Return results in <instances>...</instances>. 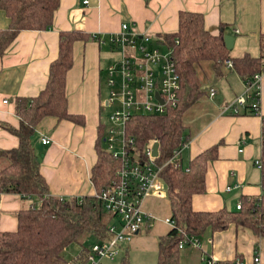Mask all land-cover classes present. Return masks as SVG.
<instances>
[{
	"label": "crops",
	"instance_id": "crops-1",
	"mask_svg": "<svg viewBox=\"0 0 264 264\" xmlns=\"http://www.w3.org/2000/svg\"><path fill=\"white\" fill-rule=\"evenodd\" d=\"M182 12L201 14L210 34L232 37L230 58L260 56L264 0H59L49 29L19 31L0 54V150L18 147V139L10 132L19 127L16 100L35 98L45 88L50 64L58 56L60 33H83L88 40L73 44L65 96L68 114L82 117L84 123L80 126L46 117L36 126L31 145L40 159V174L50 195L64 199L96 196L91 177L98 160L97 141L106 129L102 115L108 95L104 88L108 91L107 67L113 55L109 40L120 36L125 24L130 34L147 35L161 52L168 51L157 40L177 32ZM9 26L10 18L0 6V32ZM115 49L120 56L121 46ZM210 80L209 89L221 85L214 90V96L209 97L208 89L206 98L203 96L183 115L188 140L181 151V161L187 170L195 157L218 146L216 159L207 164L204 193L194 195L191 206L196 212L236 211L241 197L258 200L264 190L262 171L255 164L263 151L264 76L260 82L259 115L222 112L225 104L245 90L244 77L233 68L224 69ZM4 100L7 104H3ZM42 137L50 144L43 146ZM228 186L232 188L230 192L225 191ZM31 203L19 195L0 194V233L16 231L18 213ZM143 211L156 219L125 245L120 255L127 258L128 264L130 250L148 258L147 264H154L151 260L155 257L157 264L158 239L171 229L163 222L171 217L166 196L147 199ZM198 240L199 249L185 246L180 252L190 264H205L202 255L216 264L236 260L255 264L253 258L258 256V264H264V237L251 229L230 224L226 230L211 237L206 232Z\"/></svg>",
	"mask_w": 264,
	"mask_h": 264
},
{
	"label": "trees",
	"instance_id": "trees-1",
	"mask_svg": "<svg viewBox=\"0 0 264 264\" xmlns=\"http://www.w3.org/2000/svg\"><path fill=\"white\" fill-rule=\"evenodd\" d=\"M0 6L10 18L9 28L0 32L2 54L19 31L49 29L59 0H0ZM85 40L88 37L80 32L60 33L58 56L50 64L45 88L35 98L16 100L15 115L19 119V127L10 132L18 139V147L9 151L0 150V194L19 195L22 200L32 203L18 213L16 231L0 233V264H85L89 247L107 236L112 216L105 212L96 196L64 199L49 194L47 183L40 174V159L31 145L36 126L46 117L83 125L82 117L68 114L65 80L72 68L73 44ZM157 41L172 52L180 79L178 104L163 115L132 116L125 123V136L134 140L133 153L138 158L150 143L157 142L159 145V155L153 163L156 167H163L160 177L166 188L174 228L158 239L157 264H179V231L198 239L206 232L211 237L213 233L235 224L264 237V190L258 200L241 197L240 210L196 212L192 209V197L204 193L207 164L216 159L218 146L195 157L187 171L181 154L174 163L166 164L176 151H182L187 144L183 115L206 95L211 77L216 78L224 68L229 69L228 62L244 80L264 71V36L260 37L261 54L258 58L247 54L230 58V50L226 49L222 34L215 36L206 31L201 14L182 12L177 32L159 37ZM203 63L209 65V68L205 66V76L200 73ZM238 114L254 115L247 108L235 115ZM262 134L260 161L264 187V124ZM96 152L98 160L92 168L91 182L98 194L111 185L120 163L106 152L104 134L98 138ZM88 236L93 242L87 245L81 243L77 256L66 261L64 253L67 249ZM121 264H128L126 257L121 258Z\"/></svg>",
	"mask_w": 264,
	"mask_h": 264
},
{
	"label": "built area",
	"instance_id": "built-area-1",
	"mask_svg": "<svg viewBox=\"0 0 264 264\" xmlns=\"http://www.w3.org/2000/svg\"><path fill=\"white\" fill-rule=\"evenodd\" d=\"M121 30L120 36L109 40L112 50L117 45L121 46V54L107 67L109 94L106 106L114 110L109 116L111 125L104 134L106 152L120 164L114 172L111 185L96 194L105 212L112 216V221L107 226V236L89 247L85 264H101L104 260L117 259L125 245L156 219L143 211L144 202L149 198L163 199L166 196V188L160 177L163 167H156L153 163V143L146 146L141 158H138L133 153L134 140L125 136V123L134 115H163L176 108L180 90L179 75L170 50L161 52L152 44L151 37L130 34L125 24ZM227 67L232 68L231 62L227 63ZM263 76L264 71L245 80L244 93L225 104L221 108L222 112L236 114L247 108L249 113L259 115L260 82ZM214 93V89H210L209 97L212 98ZM3 104H7V101L4 100ZM41 144L48 145L50 140L42 137ZM180 154L181 150L176 151L166 164L174 163ZM255 164L262 168L260 160ZM231 190L229 186L225 189L226 192ZM240 208L241 202L236 206L237 210ZM163 222L174 228L170 218ZM179 233V250L185 246L200 248L196 237H188L182 231ZM201 260L205 264H216L204 255ZM259 262L258 256L253 258V263ZM234 264L242 262L236 260Z\"/></svg>",
	"mask_w": 264,
	"mask_h": 264
},
{
	"label": "rangeland",
	"instance_id": "rangeland-1",
	"mask_svg": "<svg viewBox=\"0 0 264 264\" xmlns=\"http://www.w3.org/2000/svg\"><path fill=\"white\" fill-rule=\"evenodd\" d=\"M116 51H117L116 49L111 50V52L113 54L112 58H111V64L117 60V57H119V54H117ZM202 66H203V70H200V73H202V75L205 76V73H207L205 66L208 67L209 65H208V63H203ZM219 86H221V85L220 84L215 85V87L213 86V89L214 90L215 89L218 90ZM108 92H109V89L107 91L106 88H104L105 96L109 94ZM204 97L206 98V96H204ZM113 110H114V108L107 107V108H105L104 113L102 115V119H103V122H104V125H105L106 128L111 125L109 123V116L113 112ZM105 131H106V129H105ZM92 242H93V239L90 236L80 239V241L78 243H74L73 245H71L67 249V251L64 253L65 260L69 261V260H72L75 256H77V254L79 253V249H80V244L81 243L87 245V244H91ZM128 255H129V264H147V262H148V258L143 256V254H140V253H137V252H133V250H130ZM120 257H122V256L119 255L118 258L115 261H113V262H109L107 260H104V262L102 264H121V258ZM151 262L156 264L155 257H153V261L151 260ZM180 264H190L189 263V259L186 258L184 253L181 254V256H180Z\"/></svg>",
	"mask_w": 264,
	"mask_h": 264
},
{
	"label": "water",
	"instance_id": "water-1",
	"mask_svg": "<svg viewBox=\"0 0 264 264\" xmlns=\"http://www.w3.org/2000/svg\"><path fill=\"white\" fill-rule=\"evenodd\" d=\"M224 39V44H225V47L227 50H231L232 49V46H233V38L230 37V36H224L223 37ZM158 150H159V145L157 142H155L153 145H152V148H151V151H152V156L154 158H157L158 157Z\"/></svg>",
	"mask_w": 264,
	"mask_h": 264
}]
</instances>
